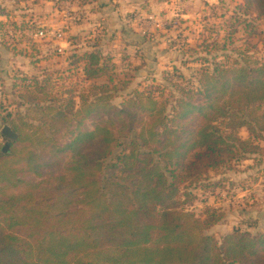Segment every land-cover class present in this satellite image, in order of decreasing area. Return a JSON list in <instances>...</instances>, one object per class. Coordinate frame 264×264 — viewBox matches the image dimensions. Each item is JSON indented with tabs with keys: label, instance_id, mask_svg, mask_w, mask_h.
I'll use <instances>...</instances> for the list:
<instances>
[{
	"label": "trees",
	"instance_id": "trees-1",
	"mask_svg": "<svg viewBox=\"0 0 264 264\" xmlns=\"http://www.w3.org/2000/svg\"><path fill=\"white\" fill-rule=\"evenodd\" d=\"M243 2L238 24L247 44H261V61L212 60L188 87L171 80H184L173 67L161 71L167 85L135 88L115 104L125 85L94 44L72 49L83 79L93 80L77 101L51 94L49 73L48 94L44 76L13 84L24 89L16 111L40 116L4 118L16 137L0 147V264H264V232L216 239L206 230L221 215L207 209L201 218L177 200L181 184L206 187L209 171L264 153V33L255 24L264 22V0Z\"/></svg>",
	"mask_w": 264,
	"mask_h": 264
},
{
	"label": "rangeland",
	"instance_id": "rangeland-1",
	"mask_svg": "<svg viewBox=\"0 0 264 264\" xmlns=\"http://www.w3.org/2000/svg\"><path fill=\"white\" fill-rule=\"evenodd\" d=\"M85 5V11L90 12L93 8L99 7V0H91ZM172 5L170 15L160 25V28L156 27L149 31V28L144 25L145 27L140 29L141 38L145 41L141 46H138L140 50L134 48L135 45L129 44L128 47H124L123 43H117L115 48L112 46L115 51L114 56L110 55V44L108 45L109 41H107L105 30L102 29L101 24H96L81 33L68 34V37H76L72 40L75 46L66 44L67 46L61 49L54 42V36L60 30H52L54 32L48 36V29H52L48 28V19H34L31 16L33 20L30 22L31 18L27 17V13L25 20H22L18 15L20 16L19 10L23 9V6L19 10L13 7L5 10L6 14H10V19H7L9 20L8 25L15 33L2 31V41L6 46L17 50L18 53L22 50L23 53L20 54L28 62L30 71L23 72L18 68L0 71L1 149L8 141L1 138L3 125L10 126L9 120L8 122L4 120L7 114H10L9 119L15 118L17 123H19L18 114L24 118L40 116V113L26 111L25 107H20L16 111L17 95L24 93V89L14 87L13 84L19 85L20 78L35 75L41 79L44 76L47 78L46 94H48L49 73L51 77L50 93L60 98L74 95L76 101L78 100L77 95L81 91L89 89L93 85V80L83 79L82 64L73 63L74 59L71 55L74 53L72 50L75 49L74 47H78L77 51L80 52L94 44L97 46L101 44V49L97 46L96 48L103 55L111 57L115 64V77L119 80L118 86L125 85V89L114 97L115 104H118L127 92L135 88L141 89L150 83L154 85L164 83L161 71L172 72L173 67L183 74L185 81L174 75L170 77L171 80L177 79L181 85L185 84L188 87L193 84L186 83V80L190 79L191 82H194L195 72L203 66L210 65L212 60L232 64L235 61H240L241 53L256 57L258 61L262 60L261 44L257 42L256 38L249 39L247 44L246 36L243 33L244 24H238L244 17L242 15L243 0H172ZM66 11L68 19L72 17L71 21L68 20V22H72L71 24H78L88 16L83 10L77 12L71 10V7H68ZM159 13L157 9L154 15H159ZM181 13L184 15L179 16ZM15 16L16 20H14ZM142 20H146V18ZM246 20L250 21L249 18ZM152 21L154 20L152 19ZM255 24L264 33V22L257 20ZM68 31L69 33L75 32L76 28L69 27ZM102 35L104 36L102 37ZM133 36L135 38L137 35L133 34L129 37ZM151 41L154 44H150ZM252 43H256L257 46L250 47ZM245 51L248 52L245 53ZM113 58H115V62ZM204 59L208 61H204ZM151 78L154 79V82L151 81ZM101 81L103 78L95 82L99 84ZM164 84L167 85L166 81ZM167 89L169 91L172 88L167 87ZM31 123L35 126H43L45 130H48L46 124L44 125L38 120H32ZM239 134L241 137H247L245 128H241ZM260 143L264 149V141ZM255 159L250 156V158L233 161L230 169H221L217 172L209 171L208 176L201 181L206 184V187L190 185L188 182L181 184L177 197L179 207L185 211H191L201 218L206 216L207 209H213L216 215H221V218L206 230L216 239H220L234 229L252 233L264 232V153L261 158L257 156ZM184 191H189L194 198L184 202Z\"/></svg>",
	"mask_w": 264,
	"mask_h": 264
},
{
	"label": "crops",
	"instance_id": "crops-1",
	"mask_svg": "<svg viewBox=\"0 0 264 264\" xmlns=\"http://www.w3.org/2000/svg\"><path fill=\"white\" fill-rule=\"evenodd\" d=\"M89 2L91 0H0V25H2V28L0 26V71L8 68H18L23 72L30 71L28 62L20 54L23 53L22 50L18 53L17 50L15 51L14 48L6 46L2 41V31L7 33L4 28L9 21L7 19H10V14L5 13V10L7 11L9 7L18 8L19 10L23 6V9L19 10L20 16L18 15L22 20L26 18L27 13L28 18L32 16L34 19H48V28H52L48 29V36L54 32L52 30L59 29L60 32L58 31L54 36V42L61 49L67 45L70 46L68 34L81 33L96 24H101L102 29L105 30L107 41H109L108 45L110 44V55L114 56L115 51L113 48L116 47L117 43H123L124 47H128L129 44L135 45L134 48L138 50V46L145 43L139 33L140 29L145 26L149 28V31L156 27L160 28V25L170 15V9L173 6L172 0H99V7L86 12L84 9L86 8L85 3ZM68 7L77 12L83 10L87 13V18L78 24H71L72 22H68L69 19L66 15ZM157 9L160 13L154 15ZM183 15L182 13L179 14V16ZM145 18L146 20H142ZM14 20H16V16ZM32 20L31 18L30 22ZM69 27L76 28V31L69 33ZM133 34L137 36L130 38L129 36ZM151 43L154 44L152 41ZM97 47L101 49V44ZM114 60L115 58H113ZM78 66L80 67V65Z\"/></svg>",
	"mask_w": 264,
	"mask_h": 264
},
{
	"label": "water",
	"instance_id": "water-1",
	"mask_svg": "<svg viewBox=\"0 0 264 264\" xmlns=\"http://www.w3.org/2000/svg\"><path fill=\"white\" fill-rule=\"evenodd\" d=\"M16 137V133L11 129L10 126L8 125H3V127L1 128V138L3 140H8L4 143L2 150L6 151L8 146H9V141H13Z\"/></svg>",
	"mask_w": 264,
	"mask_h": 264
},
{
	"label": "built area",
	"instance_id": "built-area-1",
	"mask_svg": "<svg viewBox=\"0 0 264 264\" xmlns=\"http://www.w3.org/2000/svg\"><path fill=\"white\" fill-rule=\"evenodd\" d=\"M71 18H72V17L69 18L70 21L72 20ZM9 27H11V26H9V25H8V22H7L6 27H5V29L7 30V32H8V33H12V32L15 33V32L12 30V27H11V29H9ZM7 28H8V29H7Z\"/></svg>",
	"mask_w": 264,
	"mask_h": 264
}]
</instances>
